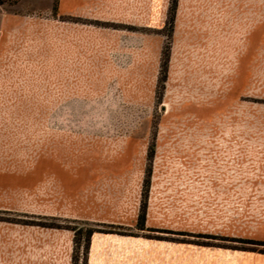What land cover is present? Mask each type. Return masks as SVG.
Returning a JSON list of instances; mask_svg holds the SVG:
<instances>
[{"label":"rangeland","instance_id":"374dc122","mask_svg":"<svg viewBox=\"0 0 264 264\" xmlns=\"http://www.w3.org/2000/svg\"><path fill=\"white\" fill-rule=\"evenodd\" d=\"M0 264H264V0H0Z\"/></svg>","mask_w":264,"mask_h":264},{"label":"crops","instance_id":"0c3cea01","mask_svg":"<svg viewBox=\"0 0 264 264\" xmlns=\"http://www.w3.org/2000/svg\"><path fill=\"white\" fill-rule=\"evenodd\" d=\"M79 0H65V9H71ZM68 3V4H67Z\"/></svg>","mask_w":264,"mask_h":264}]
</instances>
